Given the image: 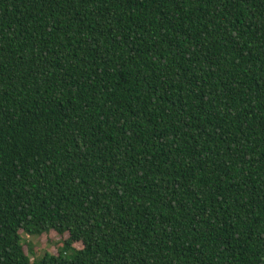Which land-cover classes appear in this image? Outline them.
I'll use <instances>...</instances> for the list:
<instances>
[{"label":"trees","instance_id":"16d2710c","mask_svg":"<svg viewBox=\"0 0 264 264\" xmlns=\"http://www.w3.org/2000/svg\"><path fill=\"white\" fill-rule=\"evenodd\" d=\"M0 264H264V0H0Z\"/></svg>","mask_w":264,"mask_h":264},{"label":"rangeland","instance_id":"374dc122","mask_svg":"<svg viewBox=\"0 0 264 264\" xmlns=\"http://www.w3.org/2000/svg\"><path fill=\"white\" fill-rule=\"evenodd\" d=\"M60 240V236H58L55 232L43 235L40 238L26 237V242L31 243L34 246L35 255L32 256V258L41 256L45 251L57 254V247L54 245V242H58ZM76 247L81 248V244H77Z\"/></svg>","mask_w":264,"mask_h":264}]
</instances>
